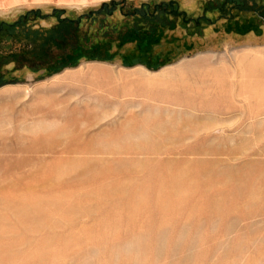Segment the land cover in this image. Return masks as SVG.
I'll list each match as a JSON object with an SVG mask.
<instances>
[{
    "label": "rangeland",
    "instance_id": "1",
    "mask_svg": "<svg viewBox=\"0 0 264 264\" xmlns=\"http://www.w3.org/2000/svg\"><path fill=\"white\" fill-rule=\"evenodd\" d=\"M63 1L0 0V264H264V0Z\"/></svg>",
    "mask_w": 264,
    "mask_h": 264
},
{
    "label": "bare ground",
    "instance_id": "2",
    "mask_svg": "<svg viewBox=\"0 0 264 264\" xmlns=\"http://www.w3.org/2000/svg\"><path fill=\"white\" fill-rule=\"evenodd\" d=\"M18 1H20V0H11V3L16 4V3H18ZM35 1H37L38 3H45L48 0H35ZM101 1H103V0H91L90 2H89V0H64L63 3L66 5H71V6H75L77 8H81V7L87 6L88 4H92L93 6L97 5ZM14 166H15V164H12L10 166V168H8L11 173L14 170Z\"/></svg>",
    "mask_w": 264,
    "mask_h": 264
}]
</instances>
